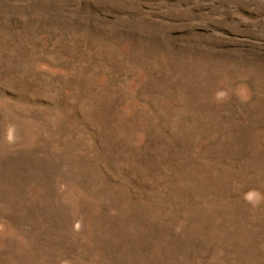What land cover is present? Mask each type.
Listing matches in <instances>:
<instances>
[{
  "label": "rangeland",
  "instance_id": "374dc122",
  "mask_svg": "<svg viewBox=\"0 0 264 264\" xmlns=\"http://www.w3.org/2000/svg\"><path fill=\"white\" fill-rule=\"evenodd\" d=\"M0 264H264V0H0Z\"/></svg>",
  "mask_w": 264,
  "mask_h": 264
}]
</instances>
